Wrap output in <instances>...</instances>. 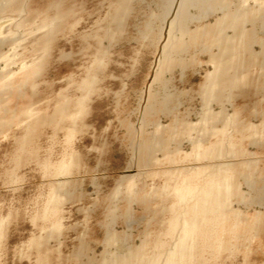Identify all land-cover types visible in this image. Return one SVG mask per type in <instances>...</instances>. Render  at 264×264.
<instances>
[{"label":"rangeland","instance_id":"obj_1","mask_svg":"<svg viewBox=\"0 0 264 264\" xmlns=\"http://www.w3.org/2000/svg\"><path fill=\"white\" fill-rule=\"evenodd\" d=\"M188 1L0 0V264H264V0Z\"/></svg>","mask_w":264,"mask_h":264},{"label":"bare ground","instance_id":"obj_2","mask_svg":"<svg viewBox=\"0 0 264 264\" xmlns=\"http://www.w3.org/2000/svg\"><path fill=\"white\" fill-rule=\"evenodd\" d=\"M183 2L185 3L186 2V0H183ZM183 2H182V4H183ZM187 2H189L190 3V1H188L187 0ZM186 2V3H187ZM188 4V3H187ZM187 4H186V6H187ZM189 5V4H188ZM184 6V5H183ZM188 7V6H187ZM184 8H185V6H184ZM184 14H185V12H184ZM181 17V16H180ZM183 17V16H182ZM182 19H184V22H185V19H187V18H182ZM181 21V20H180ZM223 46H224V44H223ZM225 49H228L229 50V48H225ZM230 51V50H229ZM232 52V51H231ZM219 53V52H218ZM222 54V53H221ZM225 56V55H224ZM213 57H215V56H213ZM218 58V57H217ZM220 58V57H219ZM223 59V58H222ZM223 62H224V59H223ZM220 63H222V61L221 60H218V62H217V65H216V67L213 69V71L212 72H210V74L213 76V77H211V75L209 76V77H211L210 79H209V82H210V86H214L215 84H216V79L215 78H218L217 76H215L216 74H217V72L219 71L220 72V70H222V69H218V66H220ZM230 65V64H229ZM223 71H225V70H223ZM221 74L223 73V72H220ZM215 77V78H214ZM207 92V91H206ZM209 92V91H208ZM205 97V96H204ZM211 99V98H210ZM209 112V111H208ZM207 114H209V113H207V111H206V113H205V115L206 116H208ZM210 116H211V112H210ZM214 117H215V115H214ZM208 118V117H207ZM205 119V118H204ZM203 120V119H202ZM216 178V177H215ZM214 184V183H213ZM210 185V184H209ZM212 185V184H211ZM211 185L209 186V188H207V189H210L211 188ZM219 185V184H218ZM207 187V186H206ZM219 187V186H218ZM212 188H213V186H212ZM214 188H216L217 189V186L216 187H214ZM219 188H221V187H219ZM204 191V190H203ZM205 191H206V189H205ZM217 191V190H216ZM201 193V192H200ZM186 194V193H185ZM217 193L215 192V190H208L207 192H204L203 194H202V199H200L198 202H197V205H196V207L194 208V212L196 213V214H202V215H205L206 214V212L209 210V211H211L212 209L214 210H216V208H220V199L217 197ZM215 197H217L219 200H217V199H215ZM222 200V199H221ZM196 203V202H195ZM211 203V204H210ZM210 204V205H209ZM218 208V209H219ZM212 210V211H213ZM190 211V210H189ZM188 210H187V212H189ZM208 211V212H209ZM186 212V211H185ZM195 215V214H194ZM201 216V215H200ZM195 217V216H194ZM193 222V221H192ZM194 222H193V224L192 223H185L184 222V225L182 226L183 227V232H182V230H181V232L183 233V235L181 236V239L179 238V241L180 242H178V250H176L175 251V249L177 248V245H176V248L174 249V251H175V253L173 254V253H170L169 254V256H167V259H168V262L166 261V263H168V264H171V263H173L174 261H175V259L177 258L176 256H177V253H178V256H179V258L181 257H184V254H185V251H186V241H187V238H188V236H190L191 234H192V232H194L195 230V228H197L196 226H194ZM181 227V228H182ZM195 227V228H194ZM176 228V227H175ZM194 230V231H193ZM156 262V261H155ZM178 263V262H177ZM148 264H154V261L153 262H151V263H148ZM174 264V263H173Z\"/></svg>","mask_w":264,"mask_h":264}]
</instances>
